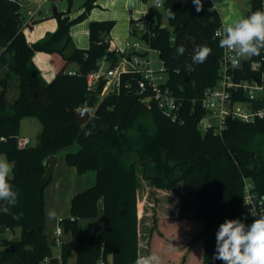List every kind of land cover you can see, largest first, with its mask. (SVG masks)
<instances>
[{"label": "trees", "instance_id": "trees-1", "mask_svg": "<svg viewBox=\"0 0 264 264\" xmlns=\"http://www.w3.org/2000/svg\"><path fill=\"white\" fill-rule=\"evenodd\" d=\"M98 1L86 0L84 11L75 19L60 12L57 31L30 45L22 30L20 0H0V138H5L0 140V156L14 165L9 183L18 193L9 213L0 211V234L21 230L19 239L0 238V264H40L52 257L45 234V193L52 179L46 178L45 162L73 145L79 149L66 155L67 165L79 175L95 173L96 183L71 201L70 215L77 221H61L73 237L60 248L61 264H68L74 252L78 254L76 264H98L110 255L114 264H134L139 252L142 180L151 188L177 192L178 221L202 227L187 244L181 264L199 241L203 242L201 264H224L213 259L219 225L226 219H240L250 225L264 214V118L254 123L229 119L222 135L203 134L199 127L208 113L202 106L204 92L219 81L223 49L215 32L222 27L221 16L216 9L210 10L212 0H203L200 12L192 0H164V8L171 9L175 17L168 15L167 27L162 26L160 13L148 22L150 35L145 34L143 40L159 52L168 86L183 104L176 122L156 102L150 107L142 104L143 96L134 91L141 78L136 74H123L119 91L104 98L106 79L94 89L88 88L87 76L99 70L101 62L113 67L123 56L110 46L114 20L90 22L88 49L73 44L71 27L88 18ZM72 2L68 0V11ZM250 5V14L264 11V0H250ZM186 33L194 48L212 49L207 60L192 65L195 70L190 72L185 70L186 64H192ZM180 45L186 49L183 55L176 53ZM38 52L62 58L57 75L49 83L33 61ZM253 62L260 64L257 73L251 70ZM72 63L79 66L74 74L67 70ZM242 64L236 72L239 78L257 76L264 84V50ZM83 108L94 109V113L80 124L77 113ZM25 117L42 122L36 146L18 145L20 123ZM248 196L252 203H248ZM101 200L103 229L98 234H82L79 220L97 218ZM251 204L256 217L252 216ZM17 215L19 218L14 219ZM153 224L149 237L161 235L156 217Z\"/></svg>", "mask_w": 264, "mask_h": 264}, {"label": "rangeland", "instance_id": "rangeland-1", "mask_svg": "<svg viewBox=\"0 0 264 264\" xmlns=\"http://www.w3.org/2000/svg\"><path fill=\"white\" fill-rule=\"evenodd\" d=\"M25 1V6L22 7V21L24 25L22 26L23 33L30 45L36 44L44 40L48 35L53 34L57 31L59 25V18L57 15H52L50 10L53 7V3L56 2L60 7L66 9L61 11L69 15L70 18H76L80 13V6L84 0H73L71 9H69L68 0H23ZM188 0H183L186 3ZM131 0H103L101 4L90 12L88 18L74 24L71 27V35L73 39V44L77 47H86L88 45V24L90 20H98L103 18L115 19L114 28L110 33V37L114 42V47L118 49H123L126 42L133 43L136 41L137 37L133 34L132 29L136 27L137 23H141V18L147 11L151 17H154L158 12L155 7H153L154 0H134L135 8L130 9ZM215 4L221 9L222 26L224 24L231 23L234 19L246 17V13H250L251 5L250 0H214ZM35 15V20L33 25H28L32 16ZM162 24L168 26V20L163 16L161 20ZM138 40V39H137ZM142 47L147 48L148 43L145 40L141 41ZM86 45V46H84ZM44 53V52H38ZM37 54V53H36ZM48 54V53H46ZM50 55V54H49ZM153 61L155 67H159L161 61L160 55H153ZM252 60V58L248 59ZM245 61V59H241ZM46 67L48 66L49 71L42 70L38 68L42 78L47 81H51L54 72V67L45 61ZM78 70L79 66L75 63L70 64L67 67L68 71ZM103 70H107V66H103ZM45 76H44V75ZM109 88L107 93H102L101 98L107 97L114 92L110 91ZM91 116L94 113V109L90 110ZM39 119L35 117H25L20 123V135L26 136L30 139V146L37 145L38 135L41 132L42 126ZM212 125L216 126L217 120L211 118ZM65 153L59 154V164L54 175V182L59 180L61 183V191H56V183L53 184L50 189H48L45 194L47 206H45L46 211V223L47 229V240L50 244L52 257L56 258L58 253V248L53 244V233L59 227L65 230L64 223H59V221L64 219H70V207L71 201L80 192L87 190L89 187L94 185L96 178L93 172H88L85 175H79L74 172L73 175L69 176L65 170L68 168L64 160ZM0 159H6L4 155L0 156ZM139 215L140 211L142 214L141 218V232H150L153 227V219L156 217L158 221V230L161 232H200L201 226L197 223H186L183 225L180 223L175 216L178 208L179 198L177 192L173 189H166L163 187H153L148 186L147 181L142 180L139 188ZM57 192V193H55ZM145 203V204H144ZM144 204V205H143ZM64 206V207H63ZM50 211H55L56 215L54 218H50L48 213ZM97 219V218H95ZM95 219H83L80 220L79 225L84 226L83 230L91 232V222ZM161 228V229H160ZM46 230V228H45ZM100 231V230H99ZM46 232V231H45ZM156 232V231H155ZM21 236L20 228H14L13 230H5L0 234V238H6L11 240L19 239ZM3 246L0 245V252ZM40 264H46L45 261ZM70 264V263H68Z\"/></svg>", "mask_w": 264, "mask_h": 264}, {"label": "built area", "instance_id": "built-area-1", "mask_svg": "<svg viewBox=\"0 0 264 264\" xmlns=\"http://www.w3.org/2000/svg\"><path fill=\"white\" fill-rule=\"evenodd\" d=\"M165 18H168V10L164 5L157 9ZM144 19L141 23H137L136 27L145 34L150 35L148 22L156 19V15L151 17L149 12L145 13L141 18ZM163 27L167 25L162 24ZM217 30L222 31V27ZM216 30V31H217ZM216 33V32H215ZM215 37H217L215 35ZM220 38V37H218ZM138 39V40H137ZM135 42H126L124 48L118 49L123 56L120 61L113 67H107L104 71L103 67L87 76V85L89 89H94L101 79H106V83L102 92L110 91L118 92L121 86V78L123 74H136L139 77L138 83L134 91L139 92L142 104L150 107L151 102H156L163 113L171 120L180 119L182 112V101L174 94L168 86V75L164 62H161L159 67H155L153 55H159V52L152 49L149 45L143 48L141 41L137 38ZM173 40V39H172ZM230 50L223 49V54L220 59L219 81L213 88H208L202 98V106L206 110L207 115L199 122V127L203 134L213 129V135H222L226 128V123L229 119L241 121V123H254L259 119L264 118V105L256 107V104L264 103V84L263 80L255 76L248 79L239 78L237 69L242 67L243 61H239L238 67H233L230 61L226 58L232 55ZM162 61V60H161ZM251 70L255 73L260 71V64L253 62ZM71 72L70 74H74ZM127 88L131 86L126 85ZM211 118L217 120L216 126L212 125ZM208 121L209 126L206 127L205 122ZM0 140H5L4 137ZM30 143L29 139H19L18 145L26 147ZM248 203H252L251 197H247ZM251 211L255 213V206L251 204ZM257 215V214H256ZM258 216V215H257ZM54 244L61 248L63 244V230L57 228L55 231ZM51 258H46L44 261L49 263Z\"/></svg>", "mask_w": 264, "mask_h": 264}, {"label": "clouds", "instance_id": "clouds-1", "mask_svg": "<svg viewBox=\"0 0 264 264\" xmlns=\"http://www.w3.org/2000/svg\"><path fill=\"white\" fill-rule=\"evenodd\" d=\"M164 0H154L153 7L159 9ZM197 12L203 10V0H192ZM210 10H215L213 5ZM170 18L175 13L168 9ZM215 35L220 37L219 46L230 50L232 55L226 58L232 66L238 67L241 59L248 60L253 56H259L264 50V11L257 10L244 18L234 19L231 23L224 24L222 31L217 30ZM186 49L184 45L176 48L178 55H183ZM212 49L208 46L194 48L192 64H186V71H194L192 65L204 63L211 55ZM13 163L7 159H0V211L9 213L11 207L17 203L18 193L13 189L9 180L13 173ZM54 218L55 211L48 213ZM252 216L256 217L253 212ZM254 219L250 225H246L240 219H226L219 225L216 233V249L213 259L221 260L224 264H264V214ZM19 218L18 215L13 217ZM134 264H162L161 257L155 252L144 255L137 253Z\"/></svg>", "mask_w": 264, "mask_h": 264}, {"label": "crops", "instance_id": "crops-1", "mask_svg": "<svg viewBox=\"0 0 264 264\" xmlns=\"http://www.w3.org/2000/svg\"><path fill=\"white\" fill-rule=\"evenodd\" d=\"M20 1H23V0H20ZM85 1L86 0H84L82 5L80 6L79 15L82 13V11H84L83 5H84ZM102 1L103 0L98 1L97 2V6H99ZM23 2H24L23 6H25L26 3H25V1H23ZM212 2L214 4V6H215V9L219 12V14L221 16V9L218 8V6L215 4L214 0H212ZM59 9H60V12L66 10V9H64L62 7H60ZM50 12H51L52 15H54L53 14V7L51 8ZM34 20H35V15L32 16L30 22L27 23V24L28 25H33L32 23H34ZM102 20H114L115 21V19H112V18H103V19H98V20H90L89 24H90L91 21H102ZM221 20H222V17H221ZM89 24H88V45L87 46L84 45V46H86L84 48L76 46L77 48H80V49H88L89 48ZM132 32H133V29H132ZM110 40H111V42H110L111 43L110 44L111 49H117V47H114V42L112 41L111 37H110ZM33 61H34L35 65L42 70L41 73H44L43 70L49 71L48 66L46 67L45 61L47 63L51 64L54 67L53 75H51V76H53L51 81L55 78V76L57 75L58 69L60 68V66L63 63L62 58L55 57L53 55H49V54H46V53H37V54H35L34 57H33ZM104 65H106L108 67V65H107V63L105 61L101 62V67H103ZM75 71L76 70H74V69L71 70V72H75ZM51 81L47 80L46 82L49 83ZM20 138L29 139L26 136H21ZM29 141H30V139H29ZM30 143H31V141H30ZM30 143H29L28 146H30ZM37 144H38V141H37ZM78 149H79L78 145L70 146L68 148L63 149L62 151H59L58 154H57V157L59 156L60 153L62 154V152H64L65 153L64 160H65V164L67 165L66 155L68 153H74V152L78 151ZM59 162L60 161H59V157H58V163H57V165L55 167L54 175H55V172H56V169L58 167ZM67 167L68 168L65 170L66 172H68L67 174L69 176L73 175L74 172L72 171V168H70L68 165H67ZM54 175H53L51 184L46 189V193H47L48 189H50V187L53 184H55V183H56V185H55L56 189L55 190L56 191H61L62 190L61 183H59L60 178H59V180L57 182H54ZM94 177L96 178V174L94 175ZM95 183H96V180H95ZM55 193H57V192H55ZM45 201H46V198H45ZM139 202H140V200H139ZM46 204H47V202H46ZM103 207H104L103 206V201L101 200L99 202V214H98V217H97V219H95L94 221L91 222V232L84 231L83 230L84 226L82 224L79 225V229H80V232L82 234H98L103 229V223H104L103 222ZM138 207L140 209L139 205H138ZM175 216L176 217L178 216V208H177V211L175 213ZM141 218H142V214H141V211H140V215H139L140 221H141ZM60 222H61V220L59 221V223ZM79 222H80V220H79ZM46 225H47V223H46ZM47 229H48V226H46V230H45L46 231L45 232L46 236H47ZM198 233H200V232H161V235H159L157 233H154L152 236L149 237V232H141L140 231L139 232V239H140L139 240V253L147 255V254L155 252L156 254H158L161 257L162 264H181V260H182V258L184 256V253L186 252V249H187V244H189L192 241L193 237L195 235H197ZM55 236H56V234L54 232L53 233V242H54ZM61 237L63 239V243H68L73 238L72 234L70 232H66L65 230H64V232H63ZM202 243L203 242L199 241V242L195 243L189 249L188 256H187L188 258H187V261H186L185 264H201V261L203 259L202 258V254H203V245H202ZM57 248H58V253H59L57 255V257L59 258V260H60L59 262L61 264L60 247L57 246ZM77 255L78 254H76L75 252L73 254H71L68 263L76 264ZM112 256L113 255H110V256H107L106 259H101L98 262V264H114ZM46 264H49V263H46Z\"/></svg>", "mask_w": 264, "mask_h": 264}, {"label": "water", "instance_id": "water-1", "mask_svg": "<svg viewBox=\"0 0 264 264\" xmlns=\"http://www.w3.org/2000/svg\"><path fill=\"white\" fill-rule=\"evenodd\" d=\"M19 4H20L21 6H23V5H24V2H23V1H20ZM129 8H130V9H134V8H135L134 0H131L130 5H129ZM59 13H60L59 6H58V4H57L56 2H54V3H53V14H54V15H57V14H59ZM248 15H250V13H246V16H248ZM133 33H134V34L137 36V38H139L140 40H143V39H144L145 33L142 32L141 30H139V28L134 27V29H133ZM186 40H187L186 45L188 46V47H187V51H188L189 54L192 55L193 52H194V46L192 45L191 40H190V37L187 35V33H186ZM90 117H91V113H90V110L87 109V108H83V109H81V110L77 113V119H78V122H79L80 124H84V123H86V122L89 120ZM205 125H206V127L209 126L208 121L205 122ZM209 133H210V134H214L213 129H210V130H209ZM57 163H58V157H57V156H51V157H49V158L46 160V162H45V167H46V169H47V172H46V178H47L48 180H51V179H52L53 174H54V171H55V167H56ZM2 203H4V202H2ZM2 203H1V204H2ZM71 221H73L72 223H74V222L77 221V218L72 217V218H71ZM8 250L11 251V250H13V248L11 247V248H9ZM59 261H60V260H59L58 257H57V258H52V259L49 261V264H60Z\"/></svg>", "mask_w": 264, "mask_h": 264}]
</instances>
